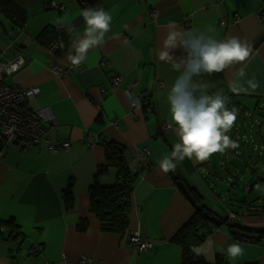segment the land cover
Wrapping results in <instances>:
<instances>
[{"label": "crops", "instance_id": "crops-1", "mask_svg": "<svg viewBox=\"0 0 264 264\" xmlns=\"http://www.w3.org/2000/svg\"><path fill=\"white\" fill-rule=\"evenodd\" d=\"M50 1L63 11L50 9ZM263 6L264 0H98L86 4V8L103 7L112 20L103 42L88 50L78 68L70 66L67 56L70 51L75 55L71 41L76 35L83 37L86 28L81 15L84 8L75 0H30L28 19L21 29L0 12V56L25 59L7 84L38 88L31 108L49 107L53 115V121L42 124L46 141L13 143L0 153V221L11 220L23 236L6 241L0 235V264H78L82 257L89 258L90 264H179L181 250L172 239L195 209L178 189V182L196 190L202 205L219 222L233 214L237 226L263 228L264 207L258 199L264 198V182H249L250 190L244 188L248 195L225 187L233 188L239 174L256 173L259 180L258 174L264 172V26L258 18ZM170 23L179 31L204 32L217 41L237 37L250 44L251 52L238 65L195 78L209 82L210 92L222 88L229 98L228 110L237 109L235 124L226 135L239 147L217 152L203 162L185 158L174 171L164 173L160 161L170 158L173 144L179 142L167 103V92L179 73L171 62L159 59ZM47 25L65 26L68 44L61 57L52 56L34 40ZM73 26L75 31H69ZM170 55L178 59L187 53L177 47ZM103 60L110 65H101ZM57 66L64 73L57 74ZM241 69L244 75L238 76ZM114 76L122 78L115 87ZM233 80L245 88L253 80L258 88L236 94L229 89ZM131 96L148 97L150 108H135ZM64 141L70 143L68 151H49V145ZM109 142L123 147L128 168L137 174L129 226L122 236L103 233L88 206L91 187L115 183L112 167L97 175L106 163ZM226 173L232 178L225 177ZM69 186L74 203L65 208L62 192ZM81 221L87 222L83 232L77 229ZM218 226L205 239L212 241L207 255H202L206 262L215 264L218 256L225 264H264L262 244L233 238L226 224ZM132 231L151 243L146 252L129 243L127 234ZM205 241L201 245L207 248ZM233 242L243 249L234 262L226 254ZM37 245L41 250L32 254L30 250Z\"/></svg>", "mask_w": 264, "mask_h": 264}, {"label": "clouds", "instance_id": "clouds-1", "mask_svg": "<svg viewBox=\"0 0 264 264\" xmlns=\"http://www.w3.org/2000/svg\"><path fill=\"white\" fill-rule=\"evenodd\" d=\"M86 28L84 36L76 35L71 43L75 55H69L71 65L79 66L89 49L100 45L104 36L110 30L112 17L103 7L98 9L85 8L81 11ZM168 34L163 41V50L159 59L171 62L172 69L179 73L169 91L167 103L172 122L175 124V134L179 142L172 146L171 157L160 161V170L164 173L174 171L177 163L185 158L203 162L213 154L223 153L226 149H236L239 144L230 139L229 132L237 119V109L228 110V97L223 89L209 91V82L196 80L202 74L220 73L230 66L238 65L248 59L251 46L237 37L217 41L204 32L179 31L174 23L168 25ZM69 31H75L74 26ZM180 47L187 55L174 59L171 49ZM238 76H243L241 69ZM248 88L238 85L236 80L229 84L231 92L239 94L255 91L258 84L248 81ZM171 127V125H170ZM204 245H193L191 251L196 255H207L211 249V240ZM226 254L230 261L243 255L239 242L227 246Z\"/></svg>", "mask_w": 264, "mask_h": 264}, {"label": "trees", "instance_id": "trees-1", "mask_svg": "<svg viewBox=\"0 0 264 264\" xmlns=\"http://www.w3.org/2000/svg\"><path fill=\"white\" fill-rule=\"evenodd\" d=\"M29 2L30 0H0V12L15 27L21 29L25 26L28 19L27 8ZM66 39L64 31L50 25H47L34 38L35 42L45 47V49L52 43L56 42L58 48L52 55L56 57H61L66 52L68 44ZM140 101L141 107L139 108L143 110L150 108V99L148 97H143ZM13 143H6L4 140H0V153ZM105 153L106 163L99 167L97 175H101L107 167H112L115 169L116 173L115 183L110 187H100L95 185L90 188L88 202L89 212L97 217L103 233L122 236L127 233L126 231L129 226L131 193L134 189V181L137 174L132 173L128 168L125 161V150L123 147L109 142L105 145ZM252 171L256 172V169L252 168ZM229 175L232 178L231 173H226V177ZM255 177L256 173H251V181L249 182L252 183ZM250 183L249 190L251 188ZM189 193L194 198L196 204L202 206V209L194 211L193 216L177 232L172 241L179 246L181 250V261L179 264H209L204 260L202 255L196 256L191 251V247L193 245H201L207 236L219 226L210 221L209 217L214 216V212L202 205V197L200 194L194 189H189ZM62 202L65 208H70L74 203L71 186L62 192ZM245 202L246 199H243L241 203ZM205 211L207 212V215L204 214ZM220 220V223L227 225L229 232L235 230L233 231V234H231L233 238L244 242L262 244L264 246V227L261 229H251L234 224L235 227L232 228L227 224V220L222 218ZM0 228V235L6 241H10L16 236L23 239L19 228L11 220L0 221ZM86 228V221H81L77 227L80 232H83ZM253 236H256V238H253ZM215 264H224V262L217 256Z\"/></svg>", "mask_w": 264, "mask_h": 264}, {"label": "built area", "instance_id": "built-area-1", "mask_svg": "<svg viewBox=\"0 0 264 264\" xmlns=\"http://www.w3.org/2000/svg\"><path fill=\"white\" fill-rule=\"evenodd\" d=\"M47 5L50 9L57 12L63 11V7L58 3L50 1ZM258 18L264 26V6L259 10ZM221 25L224 24L221 22ZM56 28L62 31L65 30L64 25H59ZM57 48L58 44L54 42L46 50L49 54L53 55ZM69 55L74 54L70 51L67 56L69 57ZM24 63L25 59L20 55L7 60H3L0 56V140H4L6 143L23 142L34 145L46 141V134L42 124L53 121V115L49 107L31 108V101L39 94L38 88L23 89L15 85L7 84L8 77L18 72ZM101 65L109 66L110 63L109 61L103 60ZM74 67L78 68L77 66ZM54 71L59 75L64 73L58 66L54 68ZM121 81V77L114 76L112 78L113 87L118 86ZM130 102L135 108L141 107L139 98L131 96ZM69 149L70 143L65 141L55 145H49V151L52 154L59 150L68 151ZM142 154H147V151L143 150ZM245 189L249 191V186L247 185ZM235 220V215L232 214L228 216L227 224L234 225ZM128 239L139 252H146L151 247V243L142 238L137 231L129 232ZM40 250L41 246L37 245L31 249V252L37 253ZM78 264H90V260L82 257L78 260Z\"/></svg>", "mask_w": 264, "mask_h": 264}, {"label": "water", "instance_id": "water-1", "mask_svg": "<svg viewBox=\"0 0 264 264\" xmlns=\"http://www.w3.org/2000/svg\"><path fill=\"white\" fill-rule=\"evenodd\" d=\"M79 5H81L84 9L86 8V4H91L94 2H97L98 0H75ZM178 189L181 191V193L187 198V200L189 201V203L193 206V208L195 210H201L202 206L196 204L194 198L190 195L188 188L185 186V184L183 182H178L177 184ZM205 215H207V212H204ZM210 221H212L213 223L220 225L219 220L215 217V216H211L209 217ZM230 227L234 228V225H229ZM232 230L229 233L233 234ZM253 238H256V236H253Z\"/></svg>", "mask_w": 264, "mask_h": 264}, {"label": "rangeland", "instance_id": "rangeland-1", "mask_svg": "<svg viewBox=\"0 0 264 264\" xmlns=\"http://www.w3.org/2000/svg\"><path fill=\"white\" fill-rule=\"evenodd\" d=\"M256 156H258L257 155V153H256ZM260 160H262V158L260 159ZM224 176L226 177V174H224ZM248 177H249V179H248ZM238 178L240 179L239 180V182L238 183H236V185L232 188V187H229V185H226L225 187L228 189V190H230V191H239V192H241L242 194H244L245 192H244V188L247 186V184L249 183V180L251 179V175L249 174L248 175V173H246V174H239L238 175ZM258 178H260L259 180L257 179V178H254V181H261V182H264V172L263 173H260V174H258ZM246 194V193H245ZM246 195H248V194H246ZM253 195V193L251 194V196ZM258 200H262V205H263V207H264V198L263 199H261V198H259Z\"/></svg>", "mask_w": 264, "mask_h": 264}, {"label": "flooded vegetation", "instance_id": "flooded-vegetation-1", "mask_svg": "<svg viewBox=\"0 0 264 264\" xmlns=\"http://www.w3.org/2000/svg\"><path fill=\"white\" fill-rule=\"evenodd\" d=\"M130 243V242H129ZM131 244V243H130ZM132 245V244H131ZM133 246V245H132ZM134 247V246H133ZM30 252H31V250H30ZM32 253V252H31ZM38 253V252H37ZM32 254H35V253H32ZM87 258V257H86ZM66 258L64 257V260H65ZM89 259V258H88ZM90 260V259H89Z\"/></svg>", "mask_w": 264, "mask_h": 264}]
</instances>
